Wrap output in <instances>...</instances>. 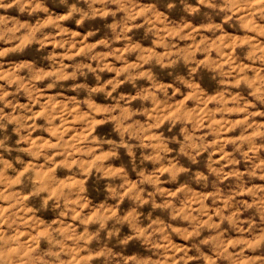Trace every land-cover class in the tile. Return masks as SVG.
I'll return each instance as SVG.
<instances>
[{
    "label": "clouds",
    "instance_id": "9594fccd",
    "mask_svg": "<svg viewBox=\"0 0 264 264\" xmlns=\"http://www.w3.org/2000/svg\"><path fill=\"white\" fill-rule=\"evenodd\" d=\"M0 264H264V0H0Z\"/></svg>",
    "mask_w": 264,
    "mask_h": 264
}]
</instances>
